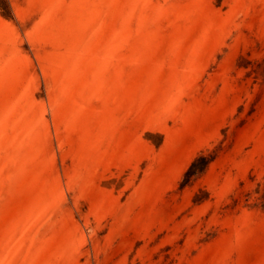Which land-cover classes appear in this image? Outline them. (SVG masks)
Instances as JSON below:
<instances>
[{
	"label": "rangeland",
	"instance_id": "1",
	"mask_svg": "<svg viewBox=\"0 0 264 264\" xmlns=\"http://www.w3.org/2000/svg\"><path fill=\"white\" fill-rule=\"evenodd\" d=\"M0 264H264V0H0Z\"/></svg>",
	"mask_w": 264,
	"mask_h": 264
}]
</instances>
